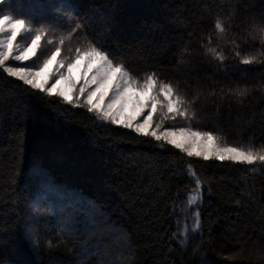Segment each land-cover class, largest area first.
<instances>
[{"label":"trees","instance_id":"16d2710c","mask_svg":"<svg viewBox=\"0 0 264 264\" xmlns=\"http://www.w3.org/2000/svg\"><path fill=\"white\" fill-rule=\"evenodd\" d=\"M0 12L45 28L40 63L91 40L141 83L154 72L195 99L192 120L156 116L165 127L264 144V46L248 35L264 0H7ZM217 45L223 62L207 54ZM237 50L261 62L242 65ZM189 164L201 181L192 207ZM0 264H264V168L189 158L0 69Z\"/></svg>","mask_w":264,"mask_h":264},{"label":"snow or ice","instance_id":"6c2138e0","mask_svg":"<svg viewBox=\"0 0 264 264\" xmlns=\"http://www.w3.org/2000/svg\"><path fill=\"white\" fill-rule=\"evenodd\" d=\"M5 3L7 0H0V5ZM35 23L34 18L12 12L8 14L0 12V69L8 77L21 81L23 85L33 90L46 92L49 98L59 97L65 104L74 107L82 106L79 101L86 94L83 106H86L88 113H94L105 123L110 122L113 125L131 129L157 142L163 141L164 144L185 153L189 158L198 157L204 161L213 159L221 162L229 161L233 164L248 166L259 162L260 167L264 168V144L257 146L253 141L229 142L227 137L208 130L194 129L191 126L160 131L162 124L154 121L157 113L161 114L162 120H174L177 117L192 120L195 113L190 111V108L195 104V99L189 101L180 95L171 83L159 80L154 72L146 74L141 83L130 74L124 64H116L106 50L96 46L91 40L88 41L87 47H76L75 55L71 60L58 59L61 56V47L55 46L54 50H51L40 63L41 53L38 49L42 48L41 41L46 30L43 26L35 27ZM76 27L80 28L81 25L77 23ZM230 28L231 25L225 20L219 17L216 19L214 30L218 37L227 40ZM248 35L254 40L259 39L264 46V25L254 27ZM29 40L30 42L23 45L20 42ZM230 42L236 43L235 40ZM47 43L55 45L53 40H48ZM59 44H64L63 38L60 39ZM209 45H211V37H209ZM206 51L214 60L223 62L226 59L219 45L208 46ZM235 56L242 65L261 62L258 55L251 53L241 54L237 50ZM33 58L36 60L31 68L6 64L10 60L24 62L31 61ZM53 66L56 67V71H53ZM65 66L67 74L59 72V69ZM74 69L77 70L75 76L72 74ZM81 69L82 76L79 75ZM58 72L59 78L55 79L50 87H46L50 79ZM81 79L83 84L77 92V83ZM236 95L244 96L246 90H237ZM106 100L107 103H105ZM141 117H143L142 122H138ZM188 175L194 181V190L188 194L186 204L192 207L202 199L201 181L191 164H189ZM199 227L200 219L197 213L191 231L194 233L199 230ZM178 235L185 237L182 231ZM186 242L185 237L181 243Z\"/></svg>","mask_w":264,"mask_h":264},{"label":"rangeland","instance_id":"374dc122","mask_svg":"<svg viewBox=\"0 0 264 264\" xmlns=\"http://www.w3.org/2000/svg\"><path fill=\"white\" fill-rule=\"evenodd\" d=\"M21 43H22V45L23 44H25V43H27V42H30V40L29 41H20ZM58 59H61L60 57H58ZM28 61H24V62H17V61H8V62H6V64L7 65H9V66H20V67H26V66H24V65H22V64H26ZM53 71H56V67L55 66H53ZM59 72H64V73H66L67 74V68H66V66L64 67V68H61V69H59ZM59 72L57 73V75L56 76H54V77H52V79H50V81H49V83H48V85H46V87H50L51 86V84L52 83H54L55 82V79H58L59 78ZM74 76L77 74V70L76 69H74L73 70V73H72ZM82 74H83V70L81 69L80 70V72H79V75L80 76H82ZM91 75V74H90ZM82 84H83V79H81L78 83H77V92H78V89H79V87H81L82 86ZM93 88L95 87L94 85L92 86ZM91 89H89V91H90ZM46 93V92H45ZM109 95H111V93L109 94ZM86 98V94H85V96H82L81 98H80V101H79V103L81 104V105H83V100ZM108 101L106 100L105 101V103H107ZM147 111V110H146ZM146 114V113H145ZM156 116H161V114L160 113H157L156 114ZM156 116L154 117V121H155V123H161L162 124V120L160 121V120H157L156 119ZM142 120H143V117H141L140 118V120L138 121V122H142ZM173 119H168V120H163L164 122H167V121H172ZM183 127H189V126H183ZM169 129H178V128H174V127H169V128H167V127H165V125H162V128L160 129V131H164V130H169ZM150 131H151V129H150ZM163 142V141H162ZM198 158V157H197Z\"/></svg>","mask_w":264,"mask_h":264}]
</instances>
